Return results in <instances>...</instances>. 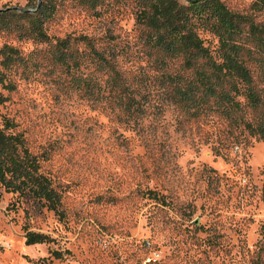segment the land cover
Masks as SVG:
<instances>
[{
  "label": "rangeland",
  "instance_id": "374dc122",
  "mask_svg": "<svg viewBox=\"0 0 264 264\" xmlns=\"http://www.w3.org/2000/svg\"><path fill=\"white\" fill-rule=\"evenodd\" d=\"M51 1L48 40L0 29V47L21 58L0 64V122L8 116L23 133L60 203L55 211L0 183V264H250L264 241V139L219 111L194 115L173 102L166 74L180 61L159 62L131 0H103L96 14L80 0ZM224 1L264 22V0ZM110 32L122 100L132 92L141 110L120 105L123 92L93 61L68 70L52 57L59 37ZM201 34L215 47L214 34ZM77 75L93 87L76 86ZM239 98L247 118L264 116ZM28 230L51 239L27 243Z\"/></svg>",
  "mask_w": 264,
  "mask_h": 264
},
{
  "label": "trees",
  "instance_id": "16d2710c",
  "mask_svg": "<svg viewBox=\"0 0 264 264\" xmlns=\"http://www.w3.org/2000/svg\"><path fill=\"white\" fill-rule=\"evenodd\" d=\"M102 1L80 0L94 14L98 13ZM131 1L136 23L142 28L145 40L160 56L159 62L167 66L168 60L180 61L182 71L166 74V79L174 83L170 94L173 102L194 115L208 110L219 111L264 139V116L247 118L239 98L244 96L253 111L261 110L264 114V88H260L257 81L259 78L264 82V22L256 20L249 12L230 8L224 0ZM34 3L33 12L24 7L0 8V29L14 31L20 37L48 40L50 36L44 23L53 11V3L51 0H34ZM201 31L216 36L215 47L206 42ZM108 38H114V34L59 37L52 57L68 70L82 69L81 64L86 59L93 61L97 71L108 74L110 85L123 92L118 94L120 105L126 103V109L141 110L132 92L128 94L130 100H122L128 86L117 51ZM0 55V64L4 67L21 59L18 49L8 43L0 47ZM73 79L78 87H93L89 77L77 75ZM3 81L0 74V83ZM6 100L0 87V105ZM14 126L11 118L2 116L0 183L7 190L31 196L58 211L59 193L50 178L40 171V160L27 145L23 133L11 130ZM25 237L27 243L51 239L48 234L34 230H28ZM250 264H264V241Z\"/></svg>",
  "mask_w": 264,
  "mask_h": 264
}]
</instances>
